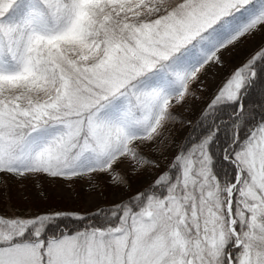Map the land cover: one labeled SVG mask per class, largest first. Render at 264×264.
I'll list each match as a JSON object with an SVG mask.
<instances>
[{"label": "snow or ice", "instance_id": "snow-or-ice-1", "mask_svg": "<svg viewBox=\"0 0 264 264\" xmlns=\"http://www.w3.org/2000/svg\"><path fill=\"white\" fill-rule=\"evenodd\" d=\"M257 85L264 0H0V187L159 170L95 211L0 213V264H264ZM197 101L196 121L178 118ZM177 123L191 131L162 167L143 148L164 156Z\"/></svg>", "mask_w": 264, "mask_h": 264}, {"label": "rangeland", "instance_id": "rangeland-1", "mask_svg": "<svg viewBox=\"0 0 264 264\" xmlns=\"http://www.w3.org/2000/svg\"><path fill=\"white\" fill-rule=\"evenodd\" d=\"M260 37L254 41L238 46L231 55L225 54L224 68L211 69L206 77L209 83V93L219 84L223 77L238 65L243 58L260 42ZM206 95V99H207ZM201 102L186 104L177 107L175 111L178 118L193 121L200 111ZM190 126L181 127L176 124L173 132L174 144L164 155L156 154L153 146L147 145L143 151L153 159L159 160L162 167L167 166V157L179 147V141L183 138ZM120 171L127 177L128 183L124 186H113L107 176H99L94 182L87 179L77 181L71 189L60 183H50L47 180L25 181L23 184L9 180L6 186L0 187V213L5 211L12 213L43 212L50 208L77 210L80 212L95 211L97 206H108L130 197L137 189L147 185L156 174L157 170L148 168L139 174H132L130 164H122Z\"/></svg>", "mask_w": 264, "mask_h": 264}, {"label": "trees", "instance_id": "trees-1", "mask_svg": "<svg viewBox=\"0 0 264 264\" xmlns=\"http://www.w3.org/2000/svg\"><path fill=\"white\" fill-rule=\"evenodd\" d=\"M246 101L252 109V115L255 116L257 120H259L260 115L264 114V111L261 109V105L264 104V85H257L256 88L252 89L249 95L246 97ZM177 112V111H176ZM199 113L194 118L193 121L197 120ZM191 131V126L188 128L187 132L183 136V138L179 141L178 146L180 147L182 144L187 142V137ZM128 199V198H127ZM126 200V199H125ZM76 225H73L75 227Z\"/></svg>", "mask_w": 264, "mask_h": 264}]
</instances>
